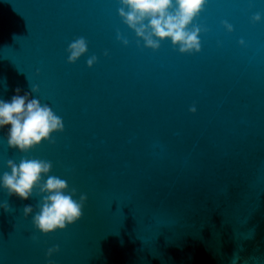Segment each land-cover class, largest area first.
I'll use <instances>...</instances> for the list:
<instances>
[{"label": "water", "instance_id": "water-1", "mask_svg": "<svg viewBox=\"0 0 264 264\" xmlns=\"http://www.w3.org/2000/svg\"><path fill=\"white\" fill-rule=\"evenodd\" d=\"M122 9L0 0V100L19 88L62 123L24 151L0 129V178L51 164L26 201L0 185V264H264V0H205L188 51L148 46ZM49 175L83 208L46 233Z\"/></svg>", "mask_w": 264, "mask_h": 264}, {"label": "clouds", "instance_id": "clouds-1", "mask_svg": "<svg viewBox=\"0 0 264 264\" xmlns=\"http://www.w3.org/2000/svg\"><path fill=\"white\" fill-rule=\"evenodd\" d=\"M122 3L128 9L127 12L121 10L125 22L148 46L159 47L156 37L159 40L171 39L173 44L181 46V51L199 47L197 31H188L187 26L202 10L205 0H122ZM70 51L71 60H76L86 51V42L83 39L73 42ZM16 93L10 101L0 100V129L7 127L9 145L24 151L48 139L53 131L62 128V123L49 107L21 95L19 88ZM9 166L11 173L0 178V185L9 195L25 201L40 184L42 174L49 173L51 169L49 162L35 159H23L19 165L9 161ZM66 189V182L56 176L49 175L43 184L41 190L48 195L34 218L41 231L47 233L63 228L66 222L82 215L83 204L74 200ZM31 212V206H26L25 213Z\"/></svg>", "mask_w": 264, "mask_h": 264}]
</instances>
